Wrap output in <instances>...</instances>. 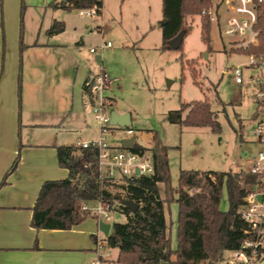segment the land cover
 Returning <instances> with one entry per match:
<instances>
[{
  "label": "rangeland",
  "instance_id": "obj_1",
  "mask_svg": "<svg viewBox=\"0 0 264 264\" xmlns=\"http://www.w3.org/2000/svg\"><path fill=\"white\" fill-rule=\"evenodd\" d=\"M40 1L19 0L18 23L23 43L19 56L21 84L23 80L24 88L28 85L29 94L38 95L41 104H52V108L70 105L74 113L81 114L90 126H83L82 139L97 135L82 84L89 68L98 70L101 66L116 79L105 92L115 100L110 110L129 113L136 142L150 148L153 134H156L158 140L169 147L172 187H177L180 169L247 171L252 157L264 149L251 134L260 82V90H264V69L248 66L249 55L259 60L264 53H243L239 37L223 34L230 15L227 0H211L209 7L204 8L210 18L217 13L215 4L221 2L219 19L210 21L208 43L201 39L200 16H186L185 27L190 31L183 37L181 50L160 49L158 23L162 21V0H102V12L92 16H80L79 9L47 8L44 11L33 7ZM53 20L63 21L65 29L51 40L46 30ZM103 41L110 42L111 47L96 51L102 59L98 64L89 49ZM46 42H52V48L39 45ZM256 43L255 39L252 44ZM181 59L192 62L186 65L184 62L182 69ZM236 67H242L243 82L240 84L235 82ZM21 97L22 93L20 102ZM199 100L208 101L219 122V132L177 121V116L183 119L187 112H178L182 103ZM70 119L71 116L68 121L74 124L78 120L77 116ZM125 137L117 131L110 135L109 142L118 146L120 139ZM159 189L164 197V185L160 184ZM173 197L175 199L176 194ZM89 204L94 206L95 202ZM219 208L228 210L225 186ZM109 214L108 221L112 225L126 220L122 213L112 211ZM177 215V203L166 204L165 216L173 250L177 246ZM216 263L217 260L213 262Z\"/></svg>",
  "mask_w": 264,
  "mask_h": 264
},
{
  "label": "trees",
  "instance_id": "obj_2",
  "mask_svg": "<svg viewBox=\"0 0 264 264\" xmlns=\"http://www.w3.org/2000/svg\"><path fill=\"white\" fill-rule=\"evenodd\" d=\"M211 0H162L161 50L172 49L169 41L180 33L188 34L185 27L187 15L200 16L201 39L208 43L210 19L202 14ZM102 0H52L50 7L64 10L95 8L101 13ZM257 43L249 44L243 53H264V4L257 7ZM64 31L63 21L54 20L46 30L47 35ZM182 44L175 50H181ZM191 60L181 59L182 69ZM184 78L182 71L181 80ZM88 80V79H87ZM87 80L84 88L87 89ZM257 114L258 103L256 102ZM177 121L186 126L209 127L219 132L220 125L216 115L210 110L208 101L199 100L182 103L178 112L186 111ZM150 148L135 145L133 150L149 151L154 171L150 175L137 177L133 181L113 182L98 179L94 165L95 151L80 149L74 145L56 147L58 165L68 170V176L60 180L44 181L40 187L32 208L31 225L36 229H69L87 217H98L82 205L89 201H98L109 211L125 215L123 223H114L107 237L108 248L118 250L117 264H213L229 250L237 249L248 236V224L238 213L244 197L256 184L258 177L241 170L238 172H201L179 170L177 187L170 182L168 149L156 134H153ZM137 148V149H136ZM90 167H86V164ZM7 176V174H6ZM1 184L5 183V179ZM164 185L165 196L160 195L159 185ZM225 186L228 210L219 208L221 191ZM174 194L176 198L174 199ZM123 200L138 204L132 212ZM171 201L178 205L177 246L171 248L165 207Z\"/></svg>",
  "mask_w": 264,
  "mask_h": 264
},
{
  "label": "crops",
  "instance_id": "obj_3",
  "mask_svg": "<svg viewBox=\"0 0 264 264\" xmlns=\"http://www.w3.org/2000/svg\"><path fill=\"white\" fill-rule=\"evenodd\" d=\"M51 1L30 3L45 11L52 9ZM18 5L19 0H0V264H88L100 256L115 260L118 250L106 246L98 219L87 217L69 229H36L31 225L32 208L42 183L68 176V170L58 165L56 147L74 145L82 139L83 126H90L70 105L52 108V104H41L38 95L29 94L28 85L24 88L23 80L21 84L19 56L23 43ZM220 5V1L215 4L217 13ZM53 36H49L51 40ZM39 45L52 48V42ZM101 68H89L82 84L88 107L84 83ZM70 116V120L77 116L75 124L68 121ZM105 223L111 230L112 224Z\"/></svg>",
  "mask_w": 264,
  "mask_h": 264
},
{
  "label": "built area",
  "instance_id": "obj_4",
  "mask_svg": "<svg viewBox=\"0 0 264 264\" xmlns=\"http://www.w3.org/2000/svg\"><path fill=\"white\" fill-rule=\"evenodd\" d=\"M264 4V0H232L228 5L230 15L226 20L223 34L231 37H239L242 41L241 47L246 48L256 39L257 32L254 26L257 22V7ZM96 13L95 8L80 9V16H92ZM202 14H208L202 10ZM210 21L219 19L218 13L215 12ZM111 47L110 42H101L97 47L90 48L91 53ZM248 66L257 70L264 69V56L256 59L255 56L249 55ZM235 82H243L242 67L234 68ZM264 81V80H263ZM115 82V79L104 70L100 69L89 79L86 89V98L92 113L93 121L96 124L97 135L92 139H77L74 146L80 149H90L95 151L94 165L97 169L98 179L120 182L121 180L133 181L137 177L150 175L153 173V162L149 151L141 149L133 150L135 145L146 148L144 145L136 142L134 131L130 127H120L110 124V107L114 101L105 95ZM262 82H260L261 85ZM258 86L255 97L258 103L257 114L253 119L251 134L253 140L264 148V90ZM124 134L126 137L120 139L119 145L116 146L109 142L110 135L114 133ZM130 135V136H128ZM134 137L135 140L130 148L122 146V141ZM90 167V164H86ZM251 175L258 177L259 184L247 193L243 203L238 208L240 218L249 226L247 237L240 243L237 249L226 251L216 264H262L264 263V149L257 152L252 157L250 168L246 171ZM261 197V200H258ZM94 206H89L87 202L83 203L82 209L94 213L98 221L106 222L109 219L108 208L95 201ZM96 246L102 245L97 242ZM88 264H117L115 260L102 256L90 261Z\"/></svg>",
  "mask_w": 264,
  "mask_h": 264
},
{
  "label": "water",
  "instance_id": "obj_5",
  "mask_svg": "<svg viewBox=\"0 0 264 264\" xmlns=\"http://www.w3.org/2000/svg\"><path fill=\"white\" fill-rule=\"evenodd\" d=\"M162 25H163V21L158 23L159 28H161ZM183 37L184 34L180 33L177 37L169 41V46L172 49H177L178 46L183 41ZM95 61L98 64L101 62V56L99 54L95 56ZM130 123H131V119L129 113H118L114 110L110 111V124L117 125L120 127H130ZM134 140H135L134 137L126 139L122 141V146L125 148H130ZM258 200H261V197H258ZM122 204L126 205L132 212H135L136 209L138 208V204L130 200H123ZM99 230L103 233L105 237H107L110 230V224L105 223L103 221H99Z\"/></svg>",
  "mask_w": 264,
  "mask_h": 264
}]
</instances>
